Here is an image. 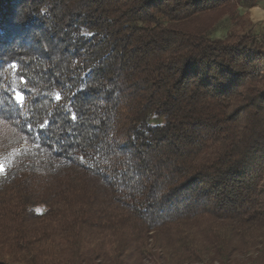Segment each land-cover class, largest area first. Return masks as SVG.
Here are the masks:
<instances>
[{"label":"trees","instance_id":"trees-1","mask_svg":"<svg viewBox=\"0 0 264 264\" xmlns=\"http://www.w3.org/2000/svg\"><path fill=\"white\" fill-rule=\"evenodd\" d=\"M262 1L0 0V264H264Z\"/></svg>","mask_w":264,"mask_h":264},{"label":"rangeland","instance_id":"rangeland-1","mask_svg":"<svg viewBox=\"0 0 264 264\" xmlns=\"http://www.w3.org/2000/svg\"><path fill=\"white\" fill-rule=\"evenodd\" d=\"M250 31L259 35H264V0L253 8H237L233 14L229 13L224 15L215 24L213 28V36L215 38H226L230 35L241 36L249 33ZM259 65L261 69H264V64L262 62H260ZM1 172L2 164L0 156V173ZM144 264L154 263L144 261Z\"/></svg>","mask_w":264,"mask_h":264},{"label":"snow or ice","instance_id":"snow-or-ice-1","mask_svg":"<svg viewBox=\"0 0 264 264\" xmlns=\"http://www.w3.org/2000/svg\"><path fill=\"white\" fill-rule=\"evenodd\" d=\"M21 97L19 95H17V99H20Z\"/></svg>","mask_w":264,"mask_h":264},{"label":"crops","instance_id":"crops-1","mask_svg":"<svg viewBox=\"0 0 264 264\" xmlns=\"http://www.w3.org/2000/svg\"><path fill=\"white\" fill-rule=\"evenodd\" d=\"M251 10H253V9H251ZM255 16V15H254Z\"/></svg>","mask_w":264,"mask_h":264}]
</instances>
